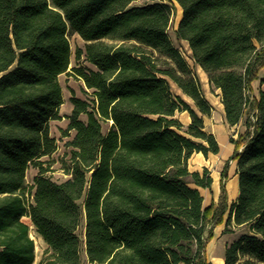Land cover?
Returning a JSON list of instances; mask_svg holds the SVG:
<instances>
[{"label": "trees", "instance_id": "obj_1", "mask_svg": "<svg viewBox=\"0 0 264 264\" xmlns=\"http://www.w3.org/2000/svg\"><path fill=\"white\" fill-rule=\"evenodd\" d=\"M0 0V264H33L30 224L45 243L37 264H211V224L242 232L222 264H264V0ZM219 90L229 127L244 126L230 159L237 196L203 206L207 168L195 152L220 146L205 130L213 105L168 29ZM83 47L74 51L69 36ZM73 74L61 134L65 179L47 172L58 149L50 123L63 116L59 77ZM173 81L197 111L171 90ZM187 110L183 128L176 112ZM84 116L82 118L81 116ZM107 123L104 130L103 125ZM44 157H48L44 159ZM36 173L31 182L27 171ZM225 215V216H224Z\"/></svg>", "mask_w": 264, "mask_h": 264}, {"label": "rangeland", "instance_id": "obj_2", "mask_svg": "<svg viewBox=\"0 0 264 264\" xmlns=\"http://www.w3.org/2000/svg\"><path fill=\"white\" fill-rule=\"evenodd\" d=\"M152 0H136L134 4H142L145 2H150ZM175 13L168 29V34L172 42L179 48L187 63L189 64L192 71L197 75L202 91L205 96L210 98V103L213 105V111L210 117L204 116L205 130L211 132L215 135L220 149L219 152L213 154L209 152L207 156H204L201 152H195L189 158L188 167L190 170L202 171L203 168H207L212 177V184L209 188L198 187L200 193L203 196V206L208 207L210 204H218L222 199V179L221 171L227 164V179L223 182L225 191V200L227 204H230L236 199L237 196V176L235 174L236 164L235 161L231 160L230 157L234 152V144L229 141V136H233L235 140H240V133H243L244 126L239 124L235 127H227L224 122V117L218 103V91H212L208 86L206 79H204V74L202 70L196 65L191 57V52L188 43L185 40H180L175 35V29L177 27V22L180 18L181 9L177 2L174 1ZM69 41L72 49L71 65L76 64L74 57V51L77 46L83 47L84 41L77 35L72 34L69 36ZM59 81L62 85L64 103L60 107V113L62 118L59 120L51 121L50 131L53 136L56 137L58 143V149L50 157L54 160L51 164V169L47 172L53 179L62 180L67 177L61 168V157L64 156V152L68 150V147L64 145V142L69 137H64L61 134V128H65L67 125V119L65 115L70 113L71 104L69 102V97L71 91L79 97H85L82 92V82L80 79L75 77L73 74H62L59 77ZM171 90L174 94H178L186 103H188L194 110L197 111L193 101L186 94H184L181 89L173 82L169 81ZM264 88V66L258 69V77L251 82V95L258 97L259 90ZM190 117L187 110L179 111L176 113L175 117L182 123L183 128L188 125L183 115ZM84 118V116H81ZM191 119V117H190ZM104 130L107 128V123L103 125ZM48 157H44L47 159ZM36 173L34 168H29L27 171V180L31 182L33 175ZM202 188V189H200ZM204 191V192H203ZM203 192V193H202ZM225 216V215H224ZM24 220L30 224V234L34 239L35 243V260L33 264H37L40 260L43 250L45 248V243L42 238L35 232L34 227L31 225L28 218L24 217ZM209 228L212 230V237L208 240L206 244V256L211 264L215 262L223 261V253L227 243L235 239L241 232V229L235 228L234 231H226L224 224H211ZM83 264H86L84 253H82Z\"/></svg>", "mask_w": 264, "mask_h": 264}, {"label": "crops", "instance_id": "obj_3", "mask_svg": "<svg viewBox=\"0 0 264 264\" xmlns=\"http://www.w3.org/2000/svg\"><path fill=\"white\" fill-rule=\"evenodd\" d=\"M200 68V67H199ZM201 69V68H200ZM202 70V69H201ZM202 72H203V74H204V79H206V82H207V84H208V86L210 87V84H209V82H208V77H207V74L202 70ZM262 90H264V88H261ZM260 89V90H261ZM218 91V94H219V90H217ZM257 96V95H256ZM206 97V99L209 101L210 100V98L208 97V96H205ZM218 103H219V106H220V109H221V111H222V114H223V117H224V111H223V105H222V103H221V101H220V96L218 95ZM210 102V101H209ZM177 113V112H176ZM176 115V114H175ZM183 118H184V120H185V122L188 124L189 122H190V117H188L186 114L185 115H183L182 116ZM224 122H225V119H224ZM225 125L227 126V127H229L228 126V124L225 122ZM235 170H236V168H235ZM232 241V240H231ZM222 258H223V256H222Z\"/></svg>", "mask_w": 264, "mask_h": 264}, {"label": "bare ground", "instance_id": "obj_4", "mask_svg": "<svg viewBox=\"0 0 264 264\" xmlns=\"http://www.w3.org/2000/svg\"><path fill=\"white\" fill-rule=\"evenodd\" d=\"M200 189H202V188H200ZM203 192H204V191H203ZM203 192H202V193H203ZM214 264H221V263H220V262H215Z\"/></svg>", "mask_w": 264, "mask_h": 264}, {"label": "water", "instance_id": "obj_5", "mask_svg": "<svg viewBox=\"0 0 264 264\" xmlns=\"http://www.w3.org/2000/svg\"><path fill=\"white\" fill-rule=\"evenodd\" d=\"M175 2H176V1H175ZM178 5H179V4H178ZM178 22H179V20H178ZM178 22H177V23H178Z\"/></svg>", "mask_w": 264, "mask_h": 264}]
</instances>
